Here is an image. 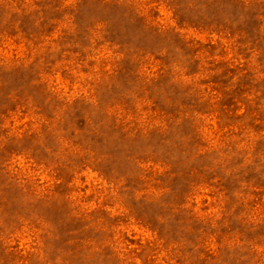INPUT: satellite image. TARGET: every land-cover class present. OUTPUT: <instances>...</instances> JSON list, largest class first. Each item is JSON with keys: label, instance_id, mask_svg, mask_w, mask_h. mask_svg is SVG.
I'll return each mask as SVG.
<instances>
[{"label": "rangeland", "instance_id": "obj_1", "mask_svg": "<svg viewBox=\"0 0 264 264\" xmlns=\"http://www.w3.org/2000/svg\"><path fill=\"white\" fill-rule=\"evenodd\" d=\"M0 264H264V0H0Z\"/></svg>", "mask_w": 264, "mask_h": 264}]
</instances>
